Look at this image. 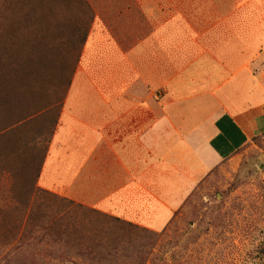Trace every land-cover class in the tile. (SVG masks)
<instances>
[{"label": "crops", "instance_id": "0c3cea01", "mask_svg": "<svg viewBox=\"0 0 264 264\" xmlns=\"http://www.w3.org/2000/svg\"><path fill=\"white\" fill-rule=\"evenodd\" d=\"M37 185L152 231L264 132V0H85Z\"/></svg>", "mask_w": 264, "mask_h": 264}, {"label": "rangeland", "instance_id": "374dc122", "mask_svg": "<svg viewBox=\"0 0 264 264\" xmlns=\"http://www.w3.org/2000/svg\"><path fill=\"white\" fill-rule=\"evenodd\" d=\"M89 18L81 0H0V264H264V132L161 231L39 189Z\"/></svg>", "mask_w": 264, "mask_h": 264}, {"label": "trees", "instance_id": "16d2710c", "mask_svg": "<svg viewBox=\"0 0 264 264\" xmlns=\"http://www.w3.org/2000/svg\"><path fill=\"white\" fill-rule=\"evenodd\" d=\"M81 2H82V4L86 7V9L88 10V12H89V15H90V18H89V23H88V25L86 26V28H84V33H83V40H82V44H81V49H82V46H83V44H84V42H85V40H86V37H87V32H88V29H89V27H90V23H91V20H92V17H93V14H92V11H91V9H90V7L88 6V4L86 3V1L85 0H81ZM80 53H81V51H80ZM78 62V61H77ZM77 65V64H76ZM75 70V69H74ZM73 73H74V71H73ZM73 75V74H72ZM72 77V76H71ZM71 79V78H70ZM69 83H70V81H69ZM69 83H68V86H69ZM68 86H67V88H68ZM67 88H66V91H67ZM66 91H65V94H66ZM64 97H65V95H64ZM42 164H43V162H42ZM42 166V165H41ZM40 189V188H39ZM42 190V189H41ZM117 219V218H116ZM117 220H119V219H117ZM131 224V223H130ZM133 225V224H132ZM146 230V229H145ZM147 230H149V229H147ZM146 230V231H147Z\"/></svg>", "mask_w": 264, "mask_h": 264}]
</instances>
